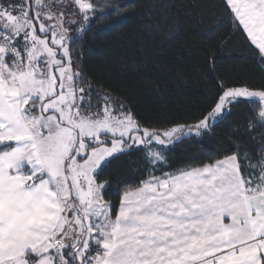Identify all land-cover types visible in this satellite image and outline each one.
I'll return each mask as SVG.
<instances>
[{"label": "snow or ice", "instance_id": "snow-or-ice-1", "mask_svg": "<svg viewBox=\"0 0 264 264\" xmlns=\"http://www.w3.org/2000/svg\"><path fill=\"white\" fill-rule=\"evenodd\" d=\"M125 6L0 0V264H264V146L175 169L165 155L236 105L264 127V82L217 81L194 123L150 126L73 54L81 33ZM224 7L264 60V0ZM133 152L142 175L113 200L105 177Z\"/></svg>", "mask_w": 264, "mask_h": 264}, {"label": "trees", "instance_id": "trees-1", "mask_svg": "<svg viewBox=\"0 0 264 264\" xmlns=\"http://www.w3.org/2000/svg\"><path fill=\"white\" fill-rule=\"evenodd\" d=\"M125 4L117 14L97 20L73 47L98 90L125 101L143 122L164 128L194 123L212 103L216 82L254 85L264 82V60L236 30L224 0H111ZM135 13L134 15H129ZM119 21V22H117ZM247 105H236L209 135L189 137L168 147L172 168L222 158L235 145L259 154L264 127H251ZM143 153L113 161L106 179L135 186L142 175Z\"/></svg>", "mask_w": 264, "mask_h": 264}]
</instances>
